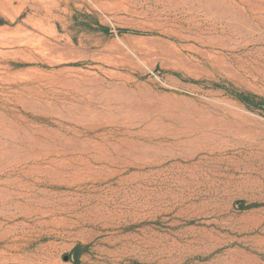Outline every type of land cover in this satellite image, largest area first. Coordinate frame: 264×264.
I'll use <instances>...</instances> for the list:
<instances>
[{
    "label": "rangeland",
    "instance_id": "obj_1",
    "mask_svg": "<svg viewBox=\"0 0 264 264\" xmlns=\"http://www.w3.org/2000/svg\"><path fill=\"white\" fill-rule=\"evenodd\" d=\"M0 264H264V0H0Z\"/></svg>",
    "mask_w": 264,
    "mask_h": 264
},
{
    "label": "water",
    "instance_id": "obj_2",
    "mask_svg": "<svg viewBox=\"0 0 264 264\" xmlns=\"http://www.w3.org/2000/svg\"><path fill=\"white\" fill-rule=\"evenodd\" d=\"M63 259L66 260L67 259V256H63Z\"/></svg>",
    "mask_w": 264,
    "mask_h": 264
}]
</instances>
